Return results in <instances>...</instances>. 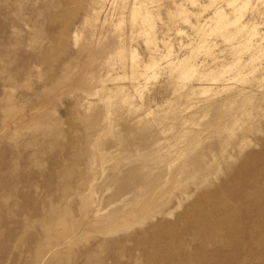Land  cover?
I'll return each mask as SVG.
<instances>
[{
	"label": "rangeland",
	"instance_id": "1",
	"mask_svg": "<svg viewBox=\"0 0 264 264\" xmlns=\"http://www.w3.org/2000/svg\"><path fill=\"white\" fill-rule=\"evenodd\" d=\"M0 264H264V0H0Z\"/></svg>",
	"mask_w": 264,
	"mask_h": 264
},
{
	"label": "bare ground",
	"instance_id": "2",
	"mask_svg": "<svg viewBox=\"0 0 264 264\" xmlns=\"http://www.w3.org/2000/svg\"><path fill=\"white\" fill-rule=\"evenodd\" d=\"M227 16V15H226ZM227 18V17H226ZM216 20V19H215ZM215 20H214V22H215ZM228 20V19H227ZM213 22V21H212ZM218 23V22H217ZM218 25V24H217ZM218 32V31H217ZM170 56V55H169ZM210 78V77H209ZM211 79V78H210ZM213 240V239H212ZM216 241V240H215Z\"/></svg>",
	"mask_w": 264,
	"mask_h": 264
}]
</instances>
